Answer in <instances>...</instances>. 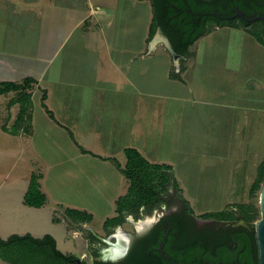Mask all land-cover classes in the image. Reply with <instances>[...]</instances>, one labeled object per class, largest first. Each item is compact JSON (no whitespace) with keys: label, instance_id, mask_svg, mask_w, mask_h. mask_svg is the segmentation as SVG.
<instances>
[{"label":"crops","instance_id":"1","mask_svg":"<svg viewBox=\"0 0 264 264\" xmlns=\"http://www.w3.org/2000/svg\"><path fill=\"white\" fill-rule=\"evenodd\" d=\"M154 2L0 0V83H22L26 78L35 79L32 84V133L13 136L34 138L38 135L40 129L36 124L39 116L51 131L57 128L56 135H60V141H68L79 148L80 157H116L113 154H98L87 144L82 145L94 143L98 148L96 143H108V138L112 140L115 137L117 142L122 143V151L126 147H134L150 160L155 156L144 151L152 150L153 143L161 141L165 125L174 127L181 116L179 122L183 126L188 127L189 123L196 122L203 126L204 133H207L210 120L218 125L219 120L223 122L231 117L236 120V125L244 127L242 135L247 133V127L256 124L264 134V106L259 109L255 101L256 92L259 88L264 90V84L253 86L247 80L243 88L239 86L245 99L250 102L242 105L232 103L233 100L227 104L215 103L225 110L221 116L218 115L220 109L205 108L202 104L206 100L204 94L210 90L205 85L209 77L203 78V75H207L205 62L211 61L214 56H202L192 50L195 51L194 55L180 54L177 67L162 41L151 46ZM223 29L216 27L215 36L221 34ZM160 63L167 65L170 81L183 85V93L177 97L184 99L179 114L176 104L169 103L167 111L166 103L160 101L157 90L159 79L156 77ZM182 63L186 68L182 74L183 81L170 78L172 66L179 71ZM43 93H46L45 104L55 119L41 104ZM1 95L9 97L12 93ZM39 108L42 115H39ZM9 112L8 119H5L8 125H13L19 105H12ZM33 144L37 148V144ZM26 187L21 195L24 206L29 184Z\"/></svg>","mask_w":264,"mask_h":264},{"label":"rangeland","instance_id":"2","mask_svg":"<svg viewBox=\"0 0 264 264\" xmlns=\"http://www.w3.org/2000/svg\"><path fill=\"white\" fill-rule=\"evenodd\" d=\"M262 26L263 23L257 20L250 28L258 30ZM216 27L215 22L209 21V33L196 40L191 51L196 50L202 56H214L211 61L205 62L207 75H203V78L209 77L205 85L210 90L204 94L206 100L202 104L205 108L220 109L218 115L221 116L225 110L218 105L224 102L227 104L233 100L232 103L240 105L250 102L242 94L243 89L239 88H243L247 80L253 86L264 84V48L248 35L244 27L225 26L222 33L215 36ZM166 67L160 63L156 73L159 79L158 94L161 103H166L167 111L169 103H172L177 105L179 114L184 99L177 97L183 93V85L168 79ZM255 95L260 109L264 106V90L259 88ZM9 97L0 94V237L7 240L11 234L32 233L36 238H43L50 234L56 239L60 251L89 260V243H99L91 231L105 237L119 227L106 228L104 224L108 217L115 215L116 199L127 192V179L111 161L78 156L79 148L68 141H60V135H56L57 128L51 131L39 116L36 126L40 130L34 138L5 134L2 124L7 122L10 113ZM38 110L42 115L41 109ZM256 112L260 113V110ZM182 117L177 119L174 127L165 125L162 138L158 137L161 141L153 143L152 150H148L151 153L144 151L155 156L150 157L151 162L172 166L180 190L176 191L172 184L169 193L174 195L177 192L183 196L196 214L223 210L228 203H248L256 168L264 160L261 127L257 124L247 127V133L242 135L244 127L236 125L235 119L229 117L221 122L218 117V125L214 120L209 121L207 133L196 122L188 124V131V127L179 122ZM11 126L7 124L8 128ZM115 139L108 138V143H96L98 148L94 143L82 145L87 144L101 155L113 154L123 165L126 158L120 149L122 143ZM33 143L37 144V148ZM32 171L43 175L40 186L47 198L41 209L22 204L21 195L29 184ZM174 197L172 205L184 203L177 195ZM66 208L85 210L93 215V220L71 222L67 218ZM155 215L153 210L139 219L152 220ZM120 226L134 231V224L127 220ZM3 251L13 252L11 255L16 257L20 256L16 251H20L43 261L49 258L52 264L66 263L53 254L50 245L27 243L24 246L19 243ZM0 264L9 263L0 256Z\"/></svg>","mask_w":264,"mask_h":264},{"label":"trees","instance_id":"3","mask_svg":"<svg viewBox=\"0 0 264 264\" xmlns=\"http://www.w3.org/2000/svg\"><path fill=\"white\" fill-rule=\"evenodd\" d=\"M203 4L198 5L195 1L190 0H163V7L165 9L162 17V22L165 23L167 28L173 27L175 29H184L186 22L182 20L183 16L189 11V8L193 9V12H203L208 7L204 4L207 0H200ZM239 3V2H238ZM242 5V4H241ZM263 9V8H262ZM154 18L150 26V39L155 35L156 29L160 23L158 18L157 4L154 2ZM235 10L225 9L222 11V18H216L212 14L202 19L201 25L196 22L195 18L191 17V25L196 28L195 33H186L182 36V40L178 45H174V49L178 54L181 55H194L195 51H191L190 47L199 39L203 34L210 31L208 28L209 21L216 23L219 28L230 26V27H244L249 35L257 40L264 47V21L263 26L254 30L250 26L253 22H246L242 18L229 19L226 16H231L235 13ZM251 14H248V13ZM248 17L260 15L264 13V9L252 10L245 12ZM206 19L208 22L205 24ZM200 26V27H197ZM185 66L181 65L180 70L176 71V67L172 66L170 70V78L183 81L182 74L185 71ZM33 83L35 79L26 78L22 83L15 82H1L0 83V94L12 93L9 100V107L14 104L19 105V112L14 124L11 128L7 127V122L2 125V129L12 135L19 134H31L32 133V113H33ZM46 93H43L41 98V104L46 112L55 119L51 110L45 104ZM71 137L73 134L69 131ZM74 139V138H73ZM83 150V149H82ZM124 155L126 158L125 163L122 165L120 160L116 157H108L103 160H109L112 164L125 176L128 183L127 192L118 197L115 203V216L108 217L105 220V227H116L120 226L126 220L128 215L134 216L139 219L144 214H149L153 210L160 208L161 206L169 203L177 195L187 206L188 210L194 212L190 207L188 201L177 194H171L170 186L173 184L176 191L180 190L177 184V180L174 175V171L171 165L163 163H153L149 161L138 149L134 147H126L124 149ZM42 174L33 172L30 178L28 190L24 196V203L30 207H42L46 203V194L41 190L40 179ZM264 183V160L261 161L256 168V176L249 189L248 203H228L223 210L211 211L201 214L203 217H216V218H232L235 213H238L244 218L248 224H254L261 218L260 204H258V198L260 197L261 187ZM67 218L71 222H91L93 215L85 210H78L73 208H66ZM57 221V219H55ZM26 245L31 243L35 246L50 245L53 254L59 259L64 260L65 264H71L72 260L75 259V254H65L57 248L56 239L46 234L43 238H36L31 234L18 235L13 234L7 240L0 237V247L3 250L13 247L15 244ZM240 245V262L242 264H259V250L255 232L247 240H239ZM0 250V256L9 264H52V260H39L33 257V255H24L20 251L16 253L20 256H12L13 252H6ZM19 250V249H18ZM45 256V255H44ZM222 258L226 261L230 259L228 256L222 255Z\"/></svg>","mask_w":264,"mask_h":264},{"label":"flooded vegetation","instance_id":"4","mask_svg":"<svg viewBox=\"0 0 264 264\" xmlns=\"http://www.w3.org/2000/svg\"><path fill=\"white\" fill-rule=\"evenodd\" d=\"M154 1L161 23L158 27L173 47L187 32H196L191 25V17L201 25L202 19L209 14L222 18V11L227 8L245 15L246 11L264 9V0H207L204 4L208 7L203 12H193L189 8L190 14L186 13L182 18L186 22L182 30L167 28L161 19L168 6L164 9L163 0ZM192 1L203 4L200 0ZM207 22L206 19L205 24ZM155 214L151 222L141 229L135 224L141 219L128 215L126 220L134 224V231L119 226L105 237L91 231L99 243H89V260L76 255L71 264H242L239 240H247L255 232L253 225L238 213L232 218L203 217L189 211L184 203L172 205L170 201L155 209ZM222 255L230 259L226 261Z\"/></svg>","mask_w":264,"mask_h":264},{"label":"water","instance_id":"5","mask_svg":"<svg viewBox=\"0 0 264 264\" xmlns=\"http://www.w3.org/2000/svg\"><path fill=\"white\" fill-rule=\"evenodd\" d=\"M237 17L242 18L246 22H254L257 20L264 21V15H256V16L248 17L242 12H237L233 16L228 18H237ZM160 41L164 43L169 53L173 56L176 66L179 67L180 54H178L175 51L169 39L165 35H163L160 28H158L157 32L152 38L151 46L156 45ZM260 209H261V218L253 224V228L255 230V235L258 244L259 264H264V183L262 184L261 192H260Z\"/></svg>","mask_w":264,"mask_h":264},{"label":"bare ground","instance_id":"6","mask_svg":"<svg viewBox=\"0 0 264 264\" xmlns=\"http://www.w3.org/2000/svg\"><path fill=\"white\" fill-rule=\"evenodd\" d=\"M151 222V219H147V220H139L137 222H135V224L137 225V227L139 229L143 228L146 224H149Z\"/></svg>","mask_w":264,"mask_h":264}]
</instances>
